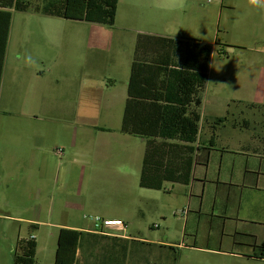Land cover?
Instances as JSON below:
<instances>
[{
  "label": "crops",
  "instance_id": "obj_1",
  "mask_svg": "<svg viewBox=\"0 0 264 264\" xmlns=\"http://www.w3.org/2000/svg\"><path fill=\"white\" fill-rule=\"evenodd\" d=\"M224 4L225 0L213 6H207L202 0H119L115 21L116 34L114 32L107 36L104 30L92 31L93 39L90 41L87 39V31L74 30L67 35V44L86 48L105 45L108 48L107 44L115 41L116 65L119 67L123 61L121 48L131 43L132 57L128 61L131 70L139 34L177 38L176 34L182 32L185 37L202 40L211 31L218 14L222 19ZM226 8L233 11L225 15L224 26L227 29L238 28L240 26L237 23L247 22L251 25L247 31H253L254 36L260 40L263 38L264 31L259 28L264 29V0L257 4L250 0H229ZM83 36L86 37L84 41L76 39ZM8 59L9 38L0 81V198L4 199L1 205L8 208L7 211L0 212V218L4 219L2 226L6 228L7 221L21 223V230L25 227L26 234L20 231L17 240L33 236L37 248V231L58 229V236L61 228L80 230L77 264H116V245L121 241L131 240L137 243H134L136 246L169 245L170 243L128 235L122 231L86 226L84 221L72 216L68 209L84 207L82 201H74L73 195L67 191L66 178L72 164H80L82 183L84 180L93 182V200L103 201L116 188L100 182L125 180L131 171V165L135 166L139 162L140 180L145 139L135 135L137 140L131 142L128 139L135 137L132 134L109 125H94L93 128L100 135L99 140H88L81 145L73 159L57 162L51 157L49 147L43 139L49 133V127L36 122L56 113L72 116L73 107L72 110L70 105L57 108L51 97L33 96L28 99L22 96L24 88L33 87L29 81L30 68L18 64L10 69ZM125 73L128 75L123 89L119 90L116 84L115 91L104 93L105 88H101L95 99L94 93L89 95L90 100L87 97L83 99V95L89 92L88 88L93 87L94 83H80L76 112L82 120L96 115V112L99 115L103 111L109 114L119 106L124 111L130 71ZM68 80V84L72 85L70 79ZM47 89L50 93L55 92V88ZM262 90L263 92L247 103L238 100L239 104L236 106L242 105V108L235 113H230V102L222 99L225 105L221 103V106L226 108V113L217 111L216 107L212 109L210 116H203L200 112L204 105L201 95L200 104L192 106V109L200 112L201 120L198 139L192 144L195 152L189 183L165 181L163 184L165 188L166 183H172V189L168 190H173L174 184L190 187L191 195L200 197L198 208L201 213L205 199H209L211 226L220 237L219 247L211 250L215 254L224 255L228 264H264V257L258 251V246L264 242V87ZM243 108L253 111V114L245 113ZM256 112L258 117L255 116ZM13 118L16 119L15 123L12 122ZM254 118L260 123L257 127L259 130L254 127L253 134L249 135L246 131L251 128ZM83 124L85 129L92 126L87 122ZM85 136H90V133H85ZM69 147H76V139L71 140ZM139 158L141 160L137 162ZM58 165H64L65 178L59 193L55 187L51 188V184L56 183ZM0 210H3L2 207ZM222 242H225L227 249H221ZM109 246L111 247L108 249Z\"/></svg>",
  "mask_w": 264,
  "mask_h": 264
},
{
  "label": "rangeland",
  "instance_id": "obj_2",
  "mask_svg": "<svg viewBox=\"0 0 264 264\" xmlns=\"http://www.w3.org/2000/svg\"><path fill=\"white\" fill-rule=\"evenodd\" d=\"M202 1L207 6L218 5L221 2V0ZM227 1L229 0H225L222 19L218 14L211 31L202 37V40L211 44L213 48L209 61L208 79L202 92L204 105L200 112L203 116H210L212 109L216 107L217 111L226 113V108L223 107L226 100L231 104L230 113H235L242 108V105L236 106L239 104L238 100L247 103L263 92L264 36L260 40L254 36L253 31L249 29L247 31V28L251 26L247 22L237 23V26H240L239 29L236 27L227 29L224 26L225 15L233 13L226 8ZM33 2L43 3L42 0H33ZM87 22L46 15L33 8L27 11L15 10L13 13L9 34L8 67L12 69L20 64L30 68L29 81L33 85V87L24 88L22 96L28 99L33 96L51 97L57 108L70 105L72 110L73 107L72 116L56 113L36 122L49 127V133L43 139L49 147L51 157H54L57 162L73 159L76 152L80 151L81 145L88 140L97 142L100 135L93 128L94 125H109L114 129H120L122 124V106L116 107L109 114L103 111L99 115L96 112V115L88 116L83 120L76 112L81 82L94 83L93 87L88 88L89 92L83 95V99L89 98V95L93 93L95 99L101 88L106 89L104 93L115 91L116 84L119 90L123 89L128 75L125 71L129 73L128 61L132 57L133 44L131 43L122 46L123 61L119 67L116 65L115 41L107 44L108 48L105 45L88 48L69 46L67 35H70V31H87L89 33L87 39L90 41L93 39L92 31L104 30L107 36L114 32L116 34V24ZM259 29L264 31L262 28ZM176 36L185 37L182 32H178ZM79 38L76 39L80 41L86 39L84 36ZM68 79L72 85L68 84ZM111 86H113L112 89H109ZM49 87L55 88V92H48ZM243 109L245 113L253 114V111ZM255 116L258 117L257 112ZM255 119H252L251 128L246 131L249 135L253 134L254 127L259 130L257 127L260 123H257ZM12 120L13 123L16 122L15 118ZM84 122L92 126L85 129ZM117 132L120 133V131ZM85 133H90V136H85ZM136 138L138 137L128 140L133 142L137 140ZM75 139L76 147H69L71 140ZM139 160L141 158L137 162ZM140 164L141 162L135 166L131 165V171L125 180L100 182L108 186L113 185L116 191L103 201L95 202L94 190L91 188L93 182L84 180L82 183L79 174L80 164L73 163L70 174L66 178L67 191L73 195L74 201H82L84 207L70 208L69 212L76 219L84 221L86 226L97 228L101 220H97L96 216L101 219L121 218L128 225L126 231L122 233L170 243L169 245L136 246L137 243L131 240L121 241V244L116 245V251H118L116 264H228L224 255L215 254L211 250L219 247L220 237L211 226L209 199H205L201 213L198 208L200 197L191 195V189L187 185L174 184L173 190H168L172 189L170 182L166 183L163 189L140 187L138 183ZM63 171L64 165H58L56 183L51 184V188L55 187L58 193L65 180ZM2 201L4 199L0 198V205ZM0 207L3 209L0 212L8 210L2 205ZM186 208L188 211L184 215L182 210ZM18 214L31 215V213ZM2 222L4 219L0 218V264H14L13 255L18 241L17 235L20 231L25 235L26 229L23 227L21 230V223H11V221H7L8 226L6 225L5 228ZM57 232L58 229L48 228L35 232L38 234L39 241L35 264H54ZM221 249H227L225 242L221 243ZM20 252L18 248V253ZM134 252L136 255H133Z\"/></svg>",
  "mask_w": 264,
  "mask_h": 264
},
{
  "label": "trees",
  "instance_id": "obj_3",
  "mask_svg": "<svg viewBox=\"0 0 264 264\" xmlns=\"http://www.w3.org/2000/svg\"><path fill=\"white\" fill-rule=\"evenodd\" d=\"M0 0V81L15 10L113 25L119 0ZM212 46L199 38L139 34L120 130L145 139L139 185L162 189L165 181L188 184L200 131L199 105ZM81 231L61 228L54 264H77ZM14 264H35L34 238L15 245ZM18 248L21 250L18 253ZM264 257V242L258 246Z\"/></svg>",
  "mask_w": 264,
  "mask_h": 264
},
{
  "label": "built area",
  "instance_id": "obj_4",
  "mask_svg": "<svg viewBox=\"0 0 264 264\" xmlns=\"http://www.w3.org/2000/svg\"><path fill=\"white\" fill-rule=\"evenodd\" d=\"M188 209H183L182 213L184 215L187 214ZM97 220H101V223L97 225L101 230H111L114 232H124L127 229V223L125 220L121 218H106V219H101L99 216H96ZM30 238H33L31 236Z\"/></svg>",
  "mask_w": 264,
  "mask_h": 264
},
{
  "label": "clouds",
  "instance_id": "obj_5",
  "mask_svg": "<svg viewBox=\"0 0 264 264\" xmlns=\"http://www.w3.org/2000/svg\"><path fill=\"white\" fill-rule=\"evenodd\" d=\"M250 2L253 3V4H257V3L262 2V0H250Z\"/></svg>",
  "mask_w": 264,
  "mask_h": 264
}]
</instances>
